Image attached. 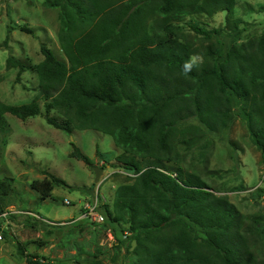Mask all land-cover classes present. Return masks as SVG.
<instances>
[{
    "label": "trees",
    "instance_id": "trees-1",
    "mask_svg": "<svg viewBox=\"0 0 264 264\" xmlns=\"http://www.w3.org/2000/svg\"><path fill=\"white\" fill-rule=\"evenodd\" d=\"M236 1L46 0L44 6L58 11L64 59L45 46L37 64L7 58L6 67L18 70L17 81L27 71L37 77L38 93L29 104L0 101V137L9 131L6 115L23 122L42 116L68 135L94 131L112 138L122 151L116 159L120 169L133 176L115 189L109 207L99 208L103 224L82 220L87 224L79 230L69 229L67 242L88 231L94 247L85 252L74 245L77 253L71 259L85 255L90 264H117L120 258L127 259L125 264H264L245 245L236 207L226 196L210 192L201 176L188 173L181 164L190 154L177 150L183 145L190 151L198 143L204 150L213 135L228 136L239 121L264 163V33L239 43L243 30L234 18ZM218 12L226 14L227 28L191 26L208 42L203 53L180 41L178 25L185 18ZM195 56L202 63L186 72L185 62ZM53 112L63 123L50 118ZM72 146L69 157L92 166ZM12 182L0 180V202L11 193ZM53 184L64 182L52 176L32 182L30 189L44 200L51 197ZM4 213L0 206V217ZM253 223L249 234L260 237L262 223ZM114 228L121 238L113 240L110 255L100 247L97 233L114 236ZM17 250L27 264H40L20 244Z\"/></svg>",
    "mask_w": 264,
    "mask_h": 264
},
{
    "label": "rangeland",
    "instance_id": "rangeland-1",
    "mask_svg": "<svg viewBox=\"0 0 264 264\" xmlns=\"http://www.w3.org/2000/svg\"><path fill=\"white\" fill-rule=\"evenodd\" d=\"M45 2L0 0V101L5 104H29L38 93V80L31 72L27 71L19 81L16 80L18 70L6 67L9 56L25 64H37L43 59L41 47L45 46L57 59H64L58 39V11L44 6ZM226 18L224 12L212 17H187L178 25L177 34L180 41L194 45L199 55L208 42L191 26L224 29L227 28ZM234 18L242 22L238 25L243 30L239 43L259 37L264 33V0H237ZM195 58L196 62L202 63L201 57ZM39 105L45 113L42 100ZM5 117L9 131L0 137V180L8 178L13 182L11 193L0 202L5 211L0 217V264H27L17 250L18 244L26 254L38 258L40 264H75V261L90 264V258L85 255L71 258L77 253V249L72 248L74 245L82 246L85 252H94L90 244L92 235L84 231L68 242L64 236L71 227L79 230L81 225L87 224L79 220L87 204L93 205L98 199L101 212L102 206H110L119 185L132 182L133 176L121 170L116 161L122 151L115 147L111 137L94 131L75 130L68 135L48 125L42 116L24 122L10 115ZM50 118L63 123V118L56 112L50 113ZM209 141L204 150L198 146L201 143L190 151L178 145L181 155L190 154L181 165L188 173L201 176L210 192L226 196L236 207L243 219L245 245L256 261H262L264 232L258 237L247 230L255 227L254 219L262 223L260 227L264 229V163L261 155L252 145L245 125L239 121L228 136L215 134ZM72 144L88 157L92 166L69 157ZM94 167L103 168L98 183L94 182ZM52 176L62 180L64 185L53 184L51 197L42 200L30 189V184L50 180ZM64 200L70 205H65ZM32 218L45 225H37ZM112 232L114 236L111 232L97 233L100 247L106 248L110 255L113 240L121 238L120 229L114 228ZM126 260L120 258L117 264H125Z\"/></svg>",
    "mask_w": 264,
    "mask_h": 264
},
{
    "label": "built area",
    "instance_id": "built-area-1",
    "mask_svg": "<svg viewBox=\"0 0 264 264\" xmlns=\"http://www.w3.org/2000/svg\"><path fill=\"white\" fill-rule=\"evenodd\" d=\"M98 200V199H97ZM97 200L93 205H86L84 207V211H81L79 220H89L90 222L100 225L104 223V216L99 213V206ZM63 203L65 205H70V202L64 200Z\"/></svg>",
    "mask_w": 264,
    "mask_h": 264
},
{
    "label": "water",
    "instance_id": "water-1",
    "mask_svg": "<svg viewBox=\"0 0 264 264\" xmlns=\"http://www.w3.org/2000/svg\"><path fill=\"white\" fill-rule=\"evenodd\" d=\"M92 170H93L94 176H95L94 182L98 183L99 179H100V177L102 175V170L100 168H98V167H94Z\"/></svg>",
    "mask_w": 264,
    "mask_h": 264
},
{
    "label": "clouds",
    "instance_id": "clouds-1",
    "mask_svg": "<svg viewBox=\"0 0 264 264\" xmlns=\"http://www.w3.org/2000/svg\"><path fill=\"white\" fill-rule=\"evenodd\" d=\"M195 63H196V58H195V57L192 58L191 61H187V62H185V64H184V69H185V71H186V72H187V71H190Z\"/></svg>",
    "mask_w": 264,
    "mask_h": 264
}]
</instances>
